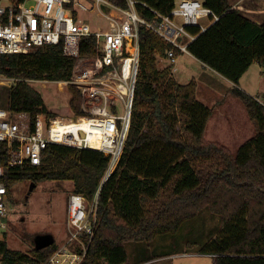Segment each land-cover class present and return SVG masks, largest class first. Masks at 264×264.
Masks as SVG:
<instances>
[{
	"label": "trees",
	"instance_id": "1",
	"mask_svg": "<svg viewBox=\"0 0 264 264\" xmlns=\"http://www.w3.org/2000/svg\"><path fill=\"white\" fill-rule=\"evenodd\" d=\"M125 6L126 0H110ZM139 12L154 16L170 12L175 0H138ZM219 19L188 45V50L236 86L233 94L244 104L256 134L237 152L218 142L207 141L211 107L196 96V83L173 81L174 89L163 102L155 82L171 77L172 65L160 68L158 57H167L172 47L156 32L140 28L141 55L129 133L123 154L107 180L110 157L104 152L62 144H49L40 165L8 168L7 184L21 181L71 180L74 192L96 204V230L82 264H132L130 242H152L158 235L176 233L184 221L210 205L222 217V234L200 250L213 255V264H264V100L237 86L250 66L264 67V21L246 17L229 0H204ZM198 32V27L190 28ZM93 38L83 40L81 55L95 54ZM177 55H179V52ZM77 56L64 52L63 44L41 46L28 53L3 54L0 72L21 78L1 86L0 105L10 111L45 112L55 117L43 94L29 79H68ZM0 89V92H2ZM70 107L75 117L83 113L81 94L70 87ZM179 116L182 135L172 122ZM147 121L151 129L145 130ZM56 242L33 255L46 259ZM7 261L30 256L2 241Z\"/></svg>",
	"mask_w": 264,
	"mask_h": 264
},
{
	"label": "built area",
	"instance_id": "2",
	"mask_svg": "<svg viewBox=\"0 0 264 264\" xmlns=\"http://www.w3.org/2000/svg\"><path fill=\"white\" fill-rule=\"evenodd\" d=\"M146 2L126 0L125 6L110 0H0V57L28 53L41 46L63 44L64 52L77 56L68 79H29L55 83L60 92L68 90L70 100L78 89L82 115L65 112L55 117L45 112L10 111L0 105V159L8 168L40 165L49 144L100 150L110 157L112 171L127 141L136 83L140 66V28L156 32L171 43L168 57L174 65L179 53H190L188 45L219 19L204 0H175L170 12L152 9L143 16L137 5ZM207 18V24L201 19ZM198 27V32L190 28ZM93 38L95 54L81 55L84 39ZM21 78L0 72V87L11 86ZM52 111V110H51ZM8 170L0 161V264H82L96 230L95 207L88 211L87 198L72 192L68 200L67 240L46 259L7 261L1 250V233L14 202L7 184Z\"/></svg>",
	"mask_w": 264,
	"mask_h": 264
},
{
	"label": "rangeland",
	"instance_id": "3",
	"mask_svg": "<svg viewBox=\"0 0 264 264\" xmlns=\"http://www.w3.org/2000/svg\"><path fill=\"white\" fill-rule=\"evenodd\" d=\"M200 22L205 25L208 19L203 18ZM169 65H172L170 79L155 82L153 86L160 89L163 102L166 104L174 89L173 81L196 83V96L212 109L205 134L207 141L221 143L235 153L247 140L254 137L255 127L248 117L246 107L232 92L236 85L220 77L213 69L205 66L189 53H181L174 65L168 56L158 57L160 68ZM33 86L43 94L49 109L59 116L71 111L68 90L60 92L55 83L43 81L33 82ZM238 86L247 93L264 100V73L261 72L258 63L250 66ZM1 91L0 93L5 97L4 90L1 89ZM179 120L176 111H173L172 122L178 134L182 135ZM150 124L151 121H147L145 130L151 129ZM110 170L111 168L108 172ZM31 183V180H25L13 187L14 202L7 218L8 225L1 233V238L9 248L23 251L29 256H33L35 237L39 234H53L58 244L67 240L69 235L68 200L70 194L74 192L71 180H45L37 183L29 193ZM92 207L93 204L88 201L89 212H92ZM222 230L221 214L207 205L196 217L184 221L176 233L160 234L161 237L158 235L156 242L158 243L162 236H169L175 244L169 250L174 248L180 250L183 246L200 251L209 241L220 236L223 233ZM143 244H149V242H143ZM131 246L132 244H127L128 250ZM159 246L158 244L157 248L161 249ZM194 263L213 264L210 258L203 262L194 261Z\"/></svg>",
	"mask_w": 264,
	"mask_h": 264
},
{
	"label": "crops",
	"instance_id": "4",
	"mask_svg": "<svg viewBox=\"0 0 264 264\" xmlns=\"http://www.w3.org/2000/svg\"><path fill=\"white\" fill-rule=\"evenodd\" d=\"M229 1L231 4L238 5L241 8L242 13L249 19L257 23H262L264 21V0H229ZM180 54L181 53H179V55ZM189 54L194 56L192 53H189ZM255 63H258V62H255ZM259 66L261 68V72L264 73V67L261 66L260 64ZM246 72L244 73V75L246 74ZM215 73L217 72L215 71ZM217 74L223 79L230 81L227 78L220 75L219 73ZM230 83H233V82L230 81ZM233 84L236 85L235 83ZM254 97L261 100L257 96H254ZM158 237H161V235ZM158 237H156L152 242H149V244H143V241L128 243V244H132L129 250L126 247L130 262L132 264H146L148 262H152L154 264H195L194 261L203 262V260L210 258L213 263L212 254L202 253L198 250L186 248L183 246H182V249L180 250H175V248L172 250H169L170 247L173 248V246H175L173 239L169 238V236H162L163 238H161V240L157 243L156 241ZM158 244L161 246V249L157 248ZM196 259H199V260H196Z\"/></svg>",
	"mask_w": 264,
	"mask_h": 264
},
{
	"label": "water",
	"instance_id": "5",
	"mask_svg": "<svg viewBox=\"0 0 264 264\" xmlns=\"http://www.w3.org/2000/svg\"><path fill=\"white\" fill-rule=\"evenodd\" d=\"M112 172L113 170L108 172L107 176L105 177V180L108 179V177L111 175ZM35 185H36L35 182L31 183L29 193L32 192ZM54 242H55V238L53 234L51 233L39 234L35 237V248L43 249V248H46L47 246L52 245Z\"/></svg>",
	"mask_w": 264,
	"mask_h": 264
}]
</instances>
